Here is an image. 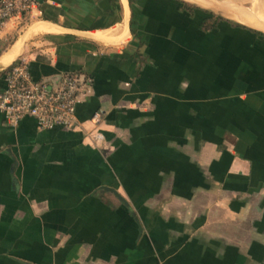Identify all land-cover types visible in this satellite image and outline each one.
Instances as JSON below:
<instances>
[{
	"label": "crops",
	"instance_id": "0c3cea01",
	"mask_svg": "<svg viewBox=\"0 0 264 264\" xmlns=\"http://www.w3.org/2000/svg\"><path fill=\"white\" fill-rule=\"evenodd\" d=\"M19 56L88 79L103 139L0 115V264H264L262 34L178 0H37L0 29V91Z\"/></svg>",
	"mask_w": 264,
	"mask_h": 264
},
{
	"label": "built area",
	"instance_id": "2783aa9c",
	"mask_svg": "<svg viewBox=\"0 0 264 264\" xmlns=\"http://www.w3.org/2000/svg\"><path fill=\"white\" fill-rule=\"evenodd\" d=\"M37 8V0H0V29L12 18L29 15ZM29 61L19 56L4 74V88L0 91V115L9 128H16L23 118H32L42 130L62 128L83 131L92 145L98 147L102 135L85 131L78 119L76 108L89 93L88 79L76 74H63L52 84L50 81H33L28 72ZM90 122L96 127L101 122L94 113Z\"/></svg>",
	"mask_w": 264,
	"mask_h": 264
},
{
	"label": "rangeland",
	"instance_id": "374dc122",
	"mask_svg": "<svg viewBox=\"0 0 264 264\" xmlns=\"http://www.w3.org/2000/svg\"><path fill=\"white\" fill-rule=\"evenodd\" d=\"M178 1H180V2H182L181 0H178ZM187 1H189V2H193V3H196V4H198L199 6H203V7H207V8H211V7H216V8H220L222 11L223 10H225V11H227V12H230L231 13V16L232 17H237V19H239V20H242V21H244V22H246L245 24L246 25H249V26H254V27H257V28H260V29H262V30H264V20H263V18H264V14H261V12L262 11H264V6H263V9H261L260 10V7H259V9H256V8H258V7H256L257 5H256V3H253V2H250L249 0L248 1H246V0H221V2H220V0H207V2L209 1H212L213 2V4L212 3H210L211 4V6L210 5H207V4H209V3H206V4H204L205 2H201V0H187ZM215 1V2H214ZM219 1V2H218ZM229 1V2H228ZM246 1V2H245ZM259 1V4L262 2V3H264L263 2V0H258ZM261 1V2H260ZM225 2V3H224ZM228 2V3H227ZM232 2V3H231ZM234 2H235V4H234ZM227 3V4H226ZM247 3V4H246ZM237 4V5H236ZM257 4H258V2H257ZM229 5H231V6H229ZM247 5H249V7H245V6ZM254 5H256L255 7H254V9H253V6ZM260 5H262V4H260ZM225 6V7H224ZM236 7V8H235ZM262 7V6H261ZM247 8V9H246ZM237 9V10H236ZM240 9H242V10H240ZM250 9V10H249ZM251 9H253L254 11H257V14H254V13H252V14H250L251 13V11H253V10H251ZM233 10V11H232ZM261 11V12H260ZM238 12V13H237ZM250 12V13H249ZM258 12H260V14L258 13ZM247 14V15H246ZM253 14H254V16H253ZM246 15V16H245ZM250 15V16H249ZM252 15V16H251ZM263 17H262V16ZM240 17H242V18H240ZM250 17H252V18H250ZM250 18V19H249ZM259 18H261V19H259ZM241 21V22H242ZM248 21V22H247ZM260 21H262V22H260ZM251 22V23H250ZM253 22V23H252ZM251 24V25H250ZM259 25V26H258ZM245 28V27H244ZM248 29V28H247ZM250 30V29H249ZM253 31V30H252Z\"/></svg>",
	"mask_w": 264,
	"mask_h": 264
},
{
	"label": "water",
	"instance_id": "95a60500",
	"mask_svg": "<svg viewBox=\"0 0 264 264\" xmlns=\"http://www.w3.org/2000/svg\"><path fill=\"white\" fill-rule=\"evenodd\" d=\"M181 1L185 2V3H188V4H191L193 6H196L198 8H201L203 10H206L207 12H209V13L215 15V16H218L220 18H223L225 20L233 22V23H235V24H237L239 26H242V27L248 28L250 30H253L255 32H258V33H260V34H262L264 36V31H261V30H258V29H255V28H252V27H249V26L245 25L243 22H241L239 19H237V17L236 18L232 17L230 12H227L225 10L222 11L220 8H216V7L207 8V7L199 6L197 4L189 2L187 0H181ZM226 13H227V15H226Z\"/></svg>",
	"mask_w": 264,
	"mask_h": 264
},
{
	"label": "bare ground",
	"instance_id": "6f19581e",
	"mask_svg": "<svg viewBox=\"0 0 264 264\" xmlns=\"http://www.w3.org/2000/svg\"><path fill=\"white\" fill-rule=\"evenodd\" d=\"M194 1H195V0H194ZM215 1H216V0H215ZM215 1H214V2H215ZM223 1H224V0H223ZM229 1H230V0H229ZM229 1H228V2H229ZM236 1H237V0H236ZM238 1H239V0H238ZM246 1H248V0H246ZM246 1H245V2H246ZM249 1H250V2H253V3H256L257 6L254 5V6H253V9H254L255 6H256V7L259 6V7H260V10L263 9L264 3H262L261 1H260V2H261L260 4H262V5L259 4V1H258V0H249ZM201 2H205L204 4L209 3V4H207V5H210V6H211L210 3L213 4L212 1H210V2L208 1V2H207V0H201ZM218 2H219V1H218ZM220 2H221V0H220ZM228 2H227V3H228ZM257 2H258V4H257ZM263 2H264V0H263ZM191 3H193V2H191ZM221 3H222V2H221ZM224 3H225V2H224ZM227 3H226V4H227ZM231 3H232V2H231ZM194 4H196V3H194ZM234 4H235V2H234ZM246 4H247V3H246ZM197 5H198V4H197ZM213 5H214V4H213ZM236 5H237V4H236ZM229 6H231V5H229ZM244 6H245V5H244ZM246 6H247V5H246ZM246 6H245V7H246ZM261 6H262V7H261ZM224 7H225V6H224ZM247 7H249V5H248ZM259 7L256 8V9H259ZM235 8H236V7H235ZM246 9H247V8H246ZM253 9H251V10H253ZM236 10H237V9H236ZM240 10H242V9H240ZM249 10H250V9H249ZM232 11H233V10H232ZM257 11H258V10H257ZM257 11H254V10H253V11H251V13H250V12H249V13H250V14H252V13L257 14ZM260 12H261V11H260ZM260 12H258V13L260 14ZM237 13H238V12H237ZM229 14H230V13H229ZM254 14H253V16H254ZM261 14H264V11H262ZM226 15H227V13H226ZM246 15H247V14H246ZM246 15H245V16H246ZM249 16H250V15H249ZM251 16H252V15H251ZM261 16H262V15H261ZM262 17H263V16H262ZM240 18H242V17H240ZM250 18H252V17H250ZM250 18H249V19H250ZM259 19H261V18H259ZM263 20H264V18H263ZM240 21H242V20H240ZM242 22H243L244 24L246 23V22H244V21H242ZM247 22H248V21H247ZM260 22H262V21H260ZM250 23H251V22H250ZM252 23H253V22H252ZM245 25H246V24H245ZM250 25H251V24H250ZM247 26H249V25H247ZM258 26H259V25H258ZM249 27H252V28H255V29H258V30L264 31V30H262V29H260V28L254 27V26H249Z\"/></svg>",
	"mask_w": 264,
	"mask_h": 264
}]
</instances>
